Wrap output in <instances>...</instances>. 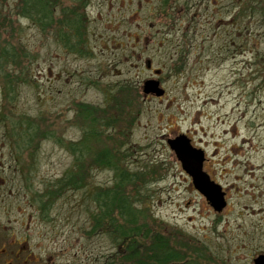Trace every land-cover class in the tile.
<instances>
[{
  "label": "rangeland",
  "instance_id": "1",
  "mask_svg": "<svg viewBox=\"0 0 264 264\" xmlns=\"http://www.w3.org/2000/svg\"><path fill=\"white\" fill-rule=\"evenodd\" d=\"M19 3L0 0V224L27 228L33 254L48 264L128 263L122 256L106 263L117 250L109 236L85 234L94 190L112 183L111 170L88 158L82 170L91 187L42 197L46 218L35 217L24 187L44 196L72 166L56 139H82L76 104L104 105V91L126 83L138 110L102 138L136 175L126 190L141 232L169 236L196 264H253L264 253V14L250 15L251 0H88L78 7L86 17L82 56L18 14ZM147 78L158 79L164 94L144 95ZM25 117L39 125L24 149L15 133L24 127L12 123ZM181 133L204 152L203 170L222 187L220 211L168 146ZM15 158L26 160L24 171L15 170ZM29 212L35 219L24 225Z\"/></svg>",
  "mask_w": 264,
  "mask_h": 264
},
{
  "label": "trees",
  "instance_id": "2",
  "mask_svg": "<svg viewBox=\"0 0 264 264\" xmlns=\"http://www.w3.org/2000/svg\"><path fill=\"white\" fill-rule=\"evenodd\" d=\"M69 1L72 5L64 7L63 0H19L17 11L18 14L33 21L40 31L54 33L68 51L85 56L88 55V50L84 49L83 38L86 17L84 10L78 7H84L88 0ZM168 1L163 0V3L167 4ZM242 1L244 3V0ZM251 1L250 15H259L262 19L264 0ZM57 11L59 17L56 16ZM240 13L244 14L245 10L242 8L237 12L236 19L240 17ZM10 81L5 90L11 88ZM115 88L104 91V105L86 102L76 104L75 115L78 128L82 130V139L75 143H64L56 139L73 155V164L55 180L42 197H54L67 189L80 190L88 188L89 185L91 187L82 170L85 161L89 158L92 165L108 168L113 172L112 183L98 190L95 188L94 197L91 195L96 204V211L91 212L92 223L89 231L85 232L89 237L100 234L109 236V240L117 250L106 256V263L116 262L117 258L122 256L128 261L127 264H196L187 253L175 246L169 236L154 234L148 238L149 235L141 232L140 211L134 207L132 197L126 190L127 185L136 175L122 166V153L115 147L104 144L102 138L108 128L119 126L125 113L133 115L138 110L134 87L121 83ZM109 109H113L116 115L109 114ZM25 118L12 123V126L24 127L15 132L16 135L22 136L21 148L24 149L32 142L30 136L36 134L33 128L39 125L36 121L35 123L30 121V117ZM42 134H45V131ZM47 136L51 137V135ZM43 215H47V211Z\"/></svg>",
  "mask_w": 264,
  "mask_h": 264
},
{
  "label": "water",
  "instance_id": "3",
  "mask_svg": "<svg viewBox=\"0 0 264 264\" xmlns=\"http://www.w3.org/2000/svg\"><path fill=\"white\" fill-rule=\"evenodd\" d=\"M146 68L151 67L150 59L145 60ZM160 69H154V74H158ZM142 92L144 95L154 94L160 96L164 94V88L156 78H147L142 83ZM168 146L174 151L177 159L180 161L184 171L191 177L192 184L213 207L220 211L226 204L222 187L214 182L203 170L204 152L192 146L189 138L181 133L173 138L167 139ZM253 264H264V253L258 254L253 259Z\"/></svg>",
  "mask_w": 264,
  "mask_h": 264
},
{
  "label": "flooded vegetation",
  "instance_id": "4",
  "mask_svg": "<svg viewBox=\"0 0 264 264\" xmlns=\"http://www.w3.org/2000/svg\"><path fill=\"white\" fill-rule=\"evenodd\" d=\"M23 161L26 160L18 158L13 160L14 165L16 166L15 170H17V168L19 172L25 170L26 164H24ZM23 178L26 180L25 176ZM24 187L28 191L26 194L29 199H31L30 201L35 204V217L39 218L41 215L42 218H46V216L43 215L41 205L42 193L36 189L32 190V186L29 184L26 185L25 183ZM35 217L33 212H29L27 218L24 217L25 222L24 220H22V222H24V225H28L33 219H35ZM26 230L21 233L10 232L8 227L0 224V264H48L47 261H43L42 256L40 257V255L37 253L33 254L34 251L28 245Z\"/></svg>",
  "mask_w": 264,
  "mask_h": 264
}]
</instances>
